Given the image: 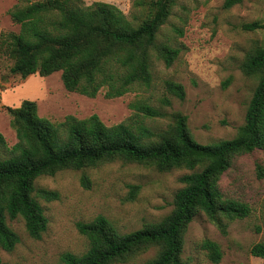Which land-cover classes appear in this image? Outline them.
I'll use <instances>...</instances> for the list:
<instances>
[{
	"label": "trees",
	"instance_id": "obj_1",
	"mask_svg": "<svg viewBox=\"0 0 264 264\" xmlns=\"http://www.w3.org/2000/svg\"><path fill=\"white\" fill-rule=\"evenodd\" d=\"M24 1L25 5L11 11L20 30L0 38V50L14 61L10 72L22 78L61 71L69 91L96 97L105 90L107 98H117L136 86H151L154 53L170 66L180 52L167 42H158L159 31L177 0H136L135 6H148V14L137 25L110 3L86 6L81 0ZM239 2L226 0L225 7ZM242 28L264 29V20L244 23ZM241 69L248 76L258 77L244 124L235 137L210 144L194 139L187 116L181 112L173 113V123L166 131L155 133L143 116L161 117L164 112L145 99L131 102L134 114L112 126L96 114L87 118L69 115L61 121L42 117L37 103L29 99L19 107L6 106L18 141L9 147L0 133V251H12L20 241L7 223L8 217H22L32 238L40 239L46 231L48 218L37 197L50 201L59 195L41 188L35 196L37 178L122 160L154 166L159 171L185 168L191 172L180 178L183 186L175 194L174 207L158 222L128 233L119 232L104 215L78 222L89 248L81 255L63 253L61 263H125L157 247V254L143 264H188L183 258L185 234L199 212L222 232H226L225 220L251 214L248 203L223 193L220 181L237 156L255 151L264 154V45L246 54ZM166 87L180 99L185 97L182 84L167 81ZM161 101L170 103L167 97ZM256 169L262 175L263 163L258 162ZM81 179L90 185L87 175ZM200 247L212 261L221 260L222 250L216 241L205 239ZM251 253L264 258V242L256 243ZM0 264H8L1 255Z\"/></svg>",
	"mask_w": 264,
	"mask_h": 264
},
{
	"label": "rangeland",
	"instance_id": "obj_2",
	"mask_svg": "<svg viewBox=\"0 0 264 264\" xmlns=\"http://www.w3.org/2000/svg\"><path fill=\"white\" fill-rule=\"evenodd\" d=\"M81 1L86 6L113 4L136 25L148 14V6H135L136 0ZM225 1L177 0L158 34V42L179 49L177 58L167 66L154 53L151 86H136L117 98H107L105 90L96 97L69 91L61 71L22 78L10 72L14 61L0 50V133L8 146L15 145L18 138L6 106L19 107L26 99L37 103L42 117L61 121L69 115L87 118L96 114L108 126L130 118L135 111L129 104L145 99L164 112L161 117L143 116L155 133L166 131L173 123V113L181 112L199 143L235 137L258 83V77L244 74L241 65L250 50L264 45V29L246 31L242 25L264 20V0H241L231 7H225ZM26 3L0 0V38L20 30L11 11ZM167 81L182 84L185 97L170 93ZM164 97L169 99L168 105L162 103ZM263 158L262 151L237 156L223 174V193L248 203L251 214L225 220L226 232H222L199 212L185 234L183 258L188 264H264V258L251 253L256 243L264 242V172L259 175L256 169L258 162L264 165ZM189 172L185 168L159 171L154 166L115 160L85 170L65 169L41 176L35 180L34 195L41 188L59 195L50 201L37 197L48 218L47 229L35 239L22 217H8L7 223L20 241L12 251L1 250V259L8 264H62L63 253L81 255L89 248V240L79 232L77 223L90 222L99 215L107 217L121 233L158 222L172 211L175 194L183 186L180 178ZM84 174L90 178L88 187L81 179ZM133 186H138L137 190ZM205 239L220 245L223 255L219 262L212 261L200 247ZM157 252V247H151L128 262L114 264H143Z\"/></svg>",
	"mask_w": 264,
	"mask_h": 264
}]
</instances>
